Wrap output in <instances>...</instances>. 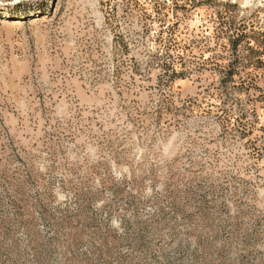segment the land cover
Listing matches in <instances>:
<instances>
[{
	"label": "rangeland",
	"instance_id": "rangeland-1",
	"mask_svg": "<svg viewBox=\"0 0 264 264\" xmlns=\"http://www.w3.org/2000/svg\"><path fill=\"white\" fill-rule=\"evenodd\" d=\"M0 264H264V0H0Z\"/></svg>",
	"mask_w": 264,
	"mask_h": 264
},
{
	"label": "trees",
	"instance_id": "trees-1",
	"mask_svg": "<svg viewBox=\"0 0 264 264\" xmlns=\"http://www.w3.org/2000/svg\"><path fill=\"white\" fill-rule=\"evenodd\" d=\"M172 73H174L173 69L171 70Z\"/></svg>",
	"mask_w": 264,
	"mask_h": 264
}]
</instances>
